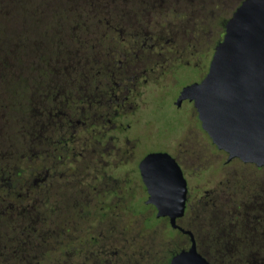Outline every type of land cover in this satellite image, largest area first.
I'll use <instances>...</instances> for the list:
<instances>
[{
    "label": "flooded vegetation",
    "instance_id": "obj_1",
    "mask_svg": "<svg viewBox=\"0 0 264 264\" xmlns=\"http://www.w3.org/2000/svg\"><path fill=\"white\" fill-rule=\"evenodd\" d=\"M244 1L89 0L48 32L53 44L32 40L53 51L0 140V264H264V166L220 149L181 98L210 65L172 90L177 73L204 68L205 19ZM167 107L180 114L161 142L150 129ZM171 159L186 189L175 225L144 176L158 169L153 189H177Z\"/></svg>",
    "mask_w": 264,
    "mask_h": 264
},
{
    "label": "water",
    "instance_id": "obj_2",
    "mask_svg": "<svg viewBox=\"0 0 264 264\" xmlns=\"http://www.w3.org/2000/svg\"><path fill=\"white\" fill-rule=\"evenodd\" d=\"M181 98L194 101L204 130L220 149L231 158L264 166V0L241 4L226 25L208 75L184 88ZM163 159L152 154L146 163ZM170 163L177 189H153V177L162 176L158 169H146L144 176L150 202L157 203L160 195L159 215L169 216L175 225L184 215L186 189L179 166L173 159Z\"/></svg>",
    "mask_w": 264,
    "mask_h": 264
},
{
    "label": "rangeland",
    "instance_id": "obj_3",
    "mask_svg": "<svg viewBox=\"0 0 264 264\" xmlns=\"http://www.w3.org/2000/svg\"><path fill=\"white\" fill-rule=\"evenodd\" d=\"M88 1L0 0V107H5V109H0V115H2L0 126L3 129L0 136L1 141L11 137L14 128L12 123L17 117L25 114L28 82L36 74L43 73L36 66H40L46 58L45 55L53 51L42 46H33L32 40L36 36L45 40L47 36L49 38L46 39L45 44H53V39L50 38L52 34L48 32L63 30L60 18L64 15L72 16L76 12L88 11L90 9ZM231 5L233 4L229 6ZM230 15L229 12H225L222 16L205 19L207 48L204 52V68L202 72L200 69L188 68L179 76L177 73L175 85L172 87L174 92L193 81L200 80L202 73L209 68L215 47L222 40L221 33ZM57 36L55 38H58ZM5 41H9L14 47L11 48L7 42L9 48L6 47ZM13 41L18 42V45H14ZM179 114L180 112L174 107H167L165 109L166 119L161 118L150 129L153 137L161 142L168 139L170 134L177 130L173 118ZM7 118L9 121L6 120ZM163 228L162 225V232Z\"/></svg>",
    "mask_w": 264,
    "mask_h": 264
}]
</instances>
